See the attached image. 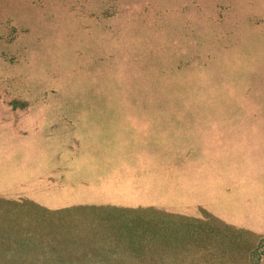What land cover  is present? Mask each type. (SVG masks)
<instances>
[{"label": "rangeland", "instance_id": "rangeland-1", "mask_svg": "<svg viewBox=\"0 0 264 264\" xmlns=\"http://www.w3.org/2000/svg\"><path fill=\"white\" fill-rule=\"evenodd\" d=\"M0 264H264V0H0Z\"/></svg>", "mask_w": 264, "mask_h": 264}, {"label": "trees", "instance_id": "trees-1", "mask_svg": "<svg viewBox=\"0 0 264 264\" xmlns=\"http://www.w3.org/2000/svg\"><path fill=\"white\" fill-rule=\"evenodd\" d=\"M166 234V233H165Z\"/></svg>", "mask_w": 264, "mask_h": 264}]
</instances>
